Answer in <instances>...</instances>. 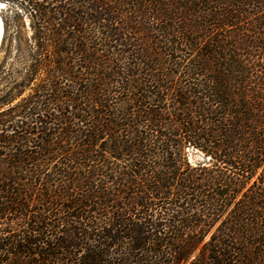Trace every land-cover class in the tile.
Masks as SVG:
<instances>
[{
    "label": "trees",
    "instance_id": "trees-1",
    "mask_svg": "<svg viewBox=\"0 0 264 264\" xmlns=\"http://www.w3.org/2000/svg\"><path fill=\"white\" fill-rule=\"evenodd\" d=\"M0 2V264H264V0Z\"/></svg>",
    "mask_w": 264,
    "mask_h": 264
},
{
    "label": "rangeland",
    "instance_id": "rangeland-1",
    "mask_svg": "<svg viewBox=\"0 0 264 264\" xmlns=\"http://www.w3.org/2000/svg\"><path fill=\"white\" fill-rule=\"evenodd\" d=\"M1 4V9H0V18L3 22V18H5L6 20L10 21L14 16H13V12H18L20 14V20L18 21L20 23V28H19V35L17 37V40L15 39L13 41V51L11 53L10 56H8V60L5 61V54L1 53L0 54V65L4 60V65H6L8 68L11 66L12 68H20L22 66V64H24L25 61H23L24 58V54L27 52V44H28V40L32 35V31L30 29L29 26V20L24 17L23 15H21V11H19L18 9H16L14 6L12 5H6L5 3L0 2ZM13 11V12H12ZM14 31H16V29L11 28V32L10 34L12 36H15ZM19 45L22 53L18 52L17 53V46ZM23 54V55H21ZM3 77V76H2ZM5 79L2 80V78H0V98L4 97L6 92L9 91V86H7V81H10L8 76L4 77ZM12 80V78H11ZM32 94V90H26L22 93L21 96H19L15 101H13L12 103H10L9 105H4L2 107H0V114H6L7 112H9V109H12L13 107L17 106L18 104H20L21 100L23 98H26L28 95ZM0 121H5V118H0ZM193 159L195 161L200 160V158L198 157V155L193 154Z\"/></svg>",
    "mask_w": 264,
    "mask_h": 264
},
{
    "label": "water",
    "instance_id": "water-1",
    "mask_svg": "<svg viewBox=\"0 0 264 264\" xmlns=\"http://www.w3.org/2000/svg\"><path fill=\"white\" fill-rule=\"evenodd\" d=\"M3 37H4V26H3V23H2V20H1V23H0V47H1V44H2V41H3Z\"/></svg>",
    "mask_w": 264,
    "mask_h": 264
},
{
    "label": "bare ground",
    "instance_id": "bare-ground-1",
    "mask_svg": "<svg viewBox=\"0 0 264 264\" xmlns=\"http://www.w3.org/2000/svg\"><path fill=\"white\" fill-rule=\"evenodd\" d=\"M0 9H1V4H0ZM0 23H1V19H0Z\"/></svg>",
    "mask_w": 264,
    "mask_h": 264
}]
</instances>
